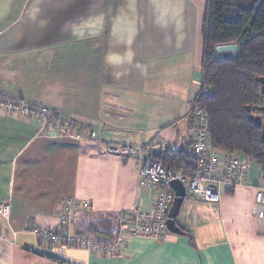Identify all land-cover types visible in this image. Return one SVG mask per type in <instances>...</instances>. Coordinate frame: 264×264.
<instances>
[{
  "label": "crops",
  "instance_id": "obj_1",
  "mask_svg": "<svg viewBox=\"0 0 264 264\" xmlns=\"http://www.w3.org/2000/svg\"><path fill=\"white\" fill-rule=\"evenodd\" d=\"M205 4L0 0V92L87 129L80 140L54 137L0 111V205H9L8 217L0 216V264H264L263 210L254 203L264 177L252 160L245 183L217 204L186 192L175 223L181 234L167 230L160 241L133 238L107 254L79 243L52 245L31 231L58 228L65 202H85L89 209L74 214L72 234L112 243L118 215L152 211L158 188L139 186L142 158L107 148L188 150ZM154 118L173 119L146 124Z\"/></svg>",
  "mask_w": 264,
  "mask_h": 264
},
{
  "label": "built area",
  "instance_id": "obj_2",
  "mask_svg": "<svg viewBox=\"0 0 264 264\" xmlns=\"http://www.w3.org/2000/svg\"><path fill=\"white\" fill-rule=\"evenodd\" d=\"M200 89V88H199ZM205 95L209 94L204 89ZM0 111L9 115L34 121L39 126V132L51 134L54 137H69L80 140L86 136V127L75 119L40 105L15 96H6L0 92ZM190 119L194 125V137L186 156L193 161L195 172L192 178L186 177L184 171H173L165 168L158 146L151 148L119 144L107 148V153L123 159L141 157L139 169V186L158 188L152 211L144 213L133 211L117 216V229L114 241L104 243L90 238H78L71 231L73 216L76 212L89 209L85 202L67 201L59 210L58 228L34 227L32 233L52 245L72 246L79 243L89 252L112 253L120 250L133 238H144L160 241L167 233L166 221L169 209L174 199V193L169 188L172 181H179L185 187L190 197L211 204L219 203L221 197L232 192L246 181L251 159L246 156L225 155L213 149L210 145L209 133L206 130L207 117L203 111L193 109ZM145 149V155L142 156ZM254 203L262 208L264 219V190L254 191ZM9 205H0V216L7 218Z\"/></svg>",
  "mask_w": 264,
  "mask_h": 264
},
{
  "label": "trees",
  "instance_id": "obj_3",
  "mask_svg": "<svg viewBox=\"0 0 264 264\" xmlns=\"http://www.w3.org/2000/svg\"><path fill=\"white\" fill-rule=\"evenodd\" d=\"M202 42V81L190 113L199 109L206 115L213 149L249 157L264 177V140L254 122L264 115L258 110L264 99L258 82L264 78V0H206ZM222 46H237L240 54L224 59L216 52ZM160 158L165 168L194 176L185 151Z\"/></svg>",
  "mask_w": 264,
  "mask_h": 264
},
{
  "label": "water",
  "instance_id": "obj_4",
  "mask_svg": "<svg viewBox=\"0 0 264 264\" xmlns=\"http://www.w3.org/2000/svg\"><path fill=\"white\" fill-rule=\"evenodd\" d=\"M216 52L224 59L238 57V55L240 54V50L237 46L218 47L216 49ZM258 82L260 84L261 94L262 96H264V78H259ZM258 110L259 112L264 113V99H263L262 106L258 108ZM254 122L256 126L261 129V138L262 140H264V122L262 121V117L260 115L256 116L254 118ZM169 188L174 193V199H173V202L171 204V207L167 215L166 228L172 234H181V232L175 226V219L178 216L180 207L186 196V190H185L184 185L180 183L179 181H172L169 184ZM81 234L85 235L84 233H81ZM95 238H100V237L95 236Z\"/></svg>",
  "mask_w": 264,
  "mask_h": 264
},
{
  "label": "rangeland",
  "instance_id": "obj_5",
  "mask_svg": "<svg viewBox=\"0 0 264 264\" xmlns=\"http://www.w3.org/2000/svg\"><path fill=\"white\" fill-rule=\"evenodd\" d=\"M172 119L173 118H154L152 120V122L147 121L146 124L150 123V125H152V124L156 123L157 120L160 121V122H172ZM262 120L264 122V115H263ZM133 121L136 122L135 120H133ZM136 123H138V122H136ZM109 225L111 226V223H109ZM116 229H117V220H116Z\"/></svg>",
  "mask_w": 264,
  "mask_h": 264
}]
</instances>
